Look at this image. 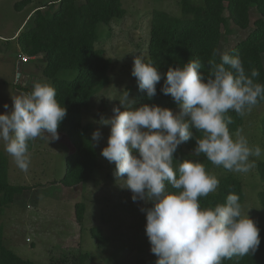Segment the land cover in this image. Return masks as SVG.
I'll return each mask as SVG.
<instances>
[{
	"label": "clouds",
	"instance_id": "obj_1",
	"mask_svg": "<svg viewBox=\"0 0 264 264\" xmlns=\"http://www.w3.org/2000/svg\"><path fill=\"white\" fill-rule=\"evenodd\" d=\"M212 55L206 75L199 71L202 64L198 59L168 68L162 92L171 95L178 111L147 104L134 108L136 102L125 89L120 106L112 110L114 115L101 116L98 122L110 126L101 155L115 164V175L133 193L134 202L153 204L141 211H146V235L158 258L156 264H223L234 256L253 255L260 244L259 229L244 214L238 195L229 194L225 203L201 207L199 198L218 188L217 177L201 162L184 159L176 167L173 164L178 146L193 137L192 129L202 134L196 138L194 155L203 154L213 165L230 172H249L256 167L250 157L261 156L258 145L249 146L243 128L229 131L233 120L226 116L234 111L243 117L264 100V85L254 82L259 72L253 68L246 74L240 57L226 51L214 50ZM131 74L152 99L162 78L152 60L135 57ZM11 99V112L0 114V141L17 167L27 172L29 141L58 140L67 109L47 82L36 81L30 92ZM101 135L97 129L92 140L98 143ZM166 182L177 191H166Z\"/></svg>",
	"mask_w": 264,
	"mask_h": 264
},
{
	"label": "rangeland",
	"instance_id": "obj_2",
	"mask_svg": "<svg viewBox=\"0 0 264 264\" xmlns=\"http://www.w3.org/2000/svg\"><path fill=\"white\" fill-rule=\"evenodd\" d=\"M21 1L23 0H0V114L11 112L12 95L27 93L14 86L18 84V60L16 44L10 38L24 22L22 28L26 26L37 7L49 6L59 0H31L26 7L17 9L15 4ZM201 1L193 0L195 4H201ZM121 2L126 11L124 18L113 21L109 26H100V38L96 43L97 48L102 49L111 60V83L83 111V124H92L93 132L99 129L102 134L99 142H94L99 168L93 180L72 188L64 187L60 183L65 175L67 158L74 152L65 133H58V140H51V137L39 138L29 152L30 164L27 172L17 167L0 141V153L8 161L10 183L28 187L16 197L13 205L0 210V236L7 248L25 260L37 264H54L60 259H66L70 263L81 254H89L90 258L85 264H141L156 257L151 252V244L146 235V211H141L142 208L153 207V204L141 200L134 202L133 193L124 188V181L115 175V164L109 163L101 155L102 149L107 146L110 126H102L98 122L101 116L107 119L114 115L112 110L120 106L122 90H129L130 98L134 99L140 89L137 79L131 73L134 58L147 57L153 13L164 11L180 18L181 11L179 0ZM258 18V13L252 10L249 30L236 31L232 26L235 33L222 40L219 51H231L254 29L253 24ZM32 24L33 20L29 28ZM22 69L24 76L20 85L32 88L36 81L49 84L43 78L40 62L31 60L25 70ZM64 77L70 79L72 75L68 72ZM5 104L9 106L7 109ZM244 117L243 135L249 146L258 145L261 148V156L250 157V160L255 161L256 167L249 172L229 173L241 180L243 185L244 214H248L256 226L264 227V209L258 196L260 191H264V183L261 182L258 172V163L264 162V138L260 132L264 105L253 108ZM188 157L195 155L190 153ZM219 175L220 172L217 176ZM79 203L85 205L82 223L76 218V205ZM93 228L100 230L108 241L102 249H98L96 240L90 233Z\"/></svg>",
	"mask_w": 264,
	"mask_h": 264
},
{
	"label": "trees",
	"instance_id": "obj_3",
	"mask_svg": "<svg viewBox=\"0 0 264 264\" xmlns=\"http://www.w3.org/2000/svg\"><path fill=\"white\" fill-rule=\"evenodd\" d=\"M30 3L31 0H23L16 3L15 7L20 9ZM178 6L181 11L180 18L164 11L153 13L147 57L144 59L152 60L162 78L156 85V95L152 99L148 98L146 91L138 90L134 98L136 102L134 108L147 104L175 112L178 105L170 94L165 95L162 92L168 68L183 67L189 60L198 59L202 64L199 71L206 75L208 62L213 59V51L219 50L225 37L235 33L234 27L236 31L250 29L252 10L259 15L253 24L254 29L228 54L240 57L246 74L250 75L253 68L257 69L259 76L254 78V82L264 85V0H202L201 4H195L193 0H179ZM125 14L121 0H59L49 6L37 7L26 26L19 30L13 40L16 44V60L19 55H24L40 62L43 78L55 89L56 99L60 105L67 109V115L60 123L58 133L67 135L74 152L67 158L65 175L60 181L64 187L72 188L91 182L99 168L92 140L93 125L83 124V111L89 107L95 96L111 83L109 76L111 60L96 46L100 38L98 29L100 26H109L113 21L123 19ZM32 20L33 24L29 28ZM215 60L220 61L219 55ZM68 72L72 75L70 79L64 77ZM22 74L24 75V72ZM14 86L25 92L32 90L31 87L20 84ZM263 105L264 100H259L254 108ZM226 116L233 120V123L228 125L231 133H234L237 127L244 129V116L240 117L234 111H229ZM260 123V132L264 138V117ZM192 131L193 137L178 146L173 164L176 167L178 162L184 159L201 162L209 173L217 177L218 188L207 197L199 198L201 207L225 203L229 194L238 195L243 205L245 194L241 180L230 174L231 172L223 166L213 165L203 154L199 157H188L190 153L194 155L196 138L202 135L195 129ZM38 140L39 138L29 141V152L33 150ZM133 154L138 155L136 152ZM8 170V161L0 153L1 211L13 205L16 197L28 188L12 185ZM219 172L220 175L217 176ZM258 172L261 182L264 183V162L258 163ZM166 191L177 190L166 182ZM258 196L264 209V191H260ZM84 215V203L77 204L76 218L79 223L83 222ZM257 227L260 244L256 252L243 258L234 256L230 260H224L223 264H264V227ZM90 233L96 240L98 249L106 246L108 241L100 230L93 228ZM88 258L89 254H81L70 263L66 259H60L54 264H85ZM157 259L154 257L141 264H156ZM0 264L37 263L21 258L7 248L0 236Z\"/></svg>",
	"mask_w": 264,
	"mask_h": 264
},
{
	"label": "water",
	"instance_id": "obj_4",
	"mask_svg": "<svg viewBox=\"0 0 264 264\" xmlns=\"http://www.w3.org/2000/svg\"><path fill=\"white\" fill-rule=\"evenodd\" d=\"M22 66L23 64L21 62H18L17 65H16V72H17V83L19 84L21 79H22V76H24L22 73H21V69H22Z\"/></svg>",
	"mask_w": 264,
	"mask_h": 264
},
{
	"label": "built area",
	"instance_id": "obj_5",
	"mask_svg": "<svg viewBox=\"0 0 264 264\" xmlns=\"http://www.w3.org/2000/svg\"><path fill=\"white\" fill-rule=\"evenodd\" d=\"M18 60L22 63V64H27L29 61H31V58L24 56V55H19L18 56Z\"/></svg>",
	"mask_w": 264,
	"mask_h": 264
},
{
	"label": "crops",
	"instance_id": "obj_6",
	"mask_svg": "<svg viewBox=\"0 0 264 264\" xmlns=\"http://www.w3.org/2000/svg\"><path fill=\"white\" fill-rule=\"evenodd\" d=\"M24 24H25V22H24ZM24 24H22V25L20 26V28H19V29L17 30V32L12 36V38H10V40L13 41V40L15 39V37L18 35L19 30L22 29V27H23ZM4 40H6V39H4ZM26 65H27V64H25L22 68L24 69ZM24 70H25V69H24Z\"/></svg>",
	"mask_w": 264,
	"mask_h": 264
},
{
	"label": "bare ground",
	"instance_id": "obj_7",
	"mask_svg": "<svg viewBox=\"0 0 264 264\" xmlns=\"http://www.w3.org/2000/svg\"><path fill=\"white\" fill-rule=\"evenodd\" d=\"M31 16H32V15H31ZM31 16H30V17H31ZM30 17H29V18H30Z\"/></svg>",
	"mask_w": 264,
	"mask_h": 264
}]
</instances>
